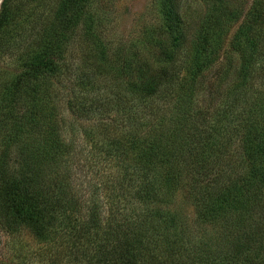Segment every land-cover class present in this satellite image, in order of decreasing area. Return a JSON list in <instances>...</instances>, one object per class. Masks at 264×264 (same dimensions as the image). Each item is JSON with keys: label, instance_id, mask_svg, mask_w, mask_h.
Segmentation results:
<instances>
[{"label": "trees", "instance_id": "obj_1", "mask_svg": "<svg viewBox=\"0 0 264 264\" xmlns=\"http://www.w3.org/2000/svg\"><path fill=\"white\" fill-rule=\"evenodd\" d=\"M204 3L157 0L113 45L92 0L2 1L0 230L36 246L17 264H264V0Z\"/></svg>", "mask_w": 264, "mask_h": 264}, {"label": "rangeland", "instance_id": "obj_2", "mask_svg": "<svg viewBox=\"0 0 264 264\" xmlns=\"http://www.w3.org/2000/svg\"><path fill=\"white\" fill-rule=\"evenodd\" d=\"M3 1V0H2ZM56 0H22L25 3L23 7L20 19L24 20L28 18L29 8L32 5L36 6L37 13L39 15L42 7L48 2L53 3ZM92 6L100 12L102 27L104 30V36L111 44L115 45L119 41L126 38L135 37L141 34L145 26L157 21L159 14L157 10V0H92ZM206 0H181L184 6L191 4L195 9H199L197 5H204ZM241 1L244 5H250L253 0H236ZM2 3V2H1ZM197 4V5H196ZM1 6V5H0ZM195 15H197L195 13ZM235 28V27H234ZM233 28V29H234ZM17 54V52H15ZM15 56L9 54H0V67L7 71L16 70L18 68L14 61ZM82 123H87L83 119L80 120ZM78 121V122H80ZM75 133L71 134L70 130L64 132L66 138H74L75 141L81 145L82 136L81 128L77 123ZM184 204V203H183ZM184 210L191 215V206L184 204ZM29 247H36L32 242L28 234L23 231L22 234L11 237L0 230V264H17L18 258H15L14 251L22 248L21 254L24 257L25 251Z\"/></svg>", "mask_w": 264, "mask_h": 264}, {"label": "water", "instance_id": "obj_3", "mask_svg": "<svg viewBox=\"0 0 264 264\" xmlns=\"http://www.w3.org/2000/svg\"><path fill=\"white\" fill-rule=\"evenodd\" d=\"M1 2H2V0H0V5H1Z\"/></svg>", "mask_w": 264, "mask_h": 264}]
</instances>
